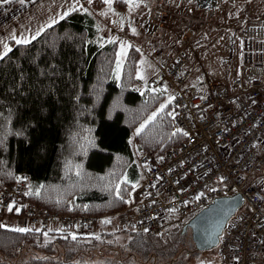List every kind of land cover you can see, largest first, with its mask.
<instances>
[{
  "label": "trees",
  "instance_id": "obj_1",
  "mask_svg": "<svg viewBox=\"0 0 264 264\" xmlns=\"http://www.w3.org/2000/svg\"><path fill=\"white\" fill-rule=\"evenodd\" d=\"M127 2L114 0L120 9ZM117 54V41L102 40L95 15L76 8L33 39L12 41L0 57V190L28 177L26 191L7 210L22 215L32 202L96 217L93 230L78 234L0 224V264H186L174 259L182 227L160 236L128 228L124 247L94 231L103 215L127 207L141 178L131 144L135 129L141 126L138 149L154 154L183 138L173 128V103L171 112L159 108L164 91L151 84L140 89L141 51L129 49L120 76Z\"/></svg>",
  "mask_w": 264,
  "mask_h": 264
},
{
  "label": "built area",
  "instance_id": "obj_2",
  "mask_svg": "<svg viewBox=\"0 0 264 264\" xmlns=\"http://www.w3.org/2000/svg\"><path fill=\"white\" fill-rule=\"evenodd\" d=\"M190 1L188 10L154 4L148 16L162 39L169 36L173 21L179 24L175 47L154 48L161 77L152 86L171 92L173 128L183 138L161 154L138 150L144 176L118 217L124 228L160 236L183 227L217 196L240 192L244 205L220 236V261L264 264V13L237 26L245 58L233 88L217 81L187 83L193 44L216 24L218 6V0ZM220 183L226 184L221 192ZM27 186L25 174L5 185L0 210L12 208ZM21 209L33 228L54 222L81 233L95 228L94 215L56 213L32 202Z\"/></svg>",
  "mask_w": 264,
  "mask_h": 264
},
{
  "label": "rangeland",
  "instance_id": "obj_3",
  "mask_svg": "<svg viewBox=\"0 0 264 264\" xmlns=\"http://www.w3.org/2000/svg\"><path fill=\"white\" fill-rule=\"evenodd\" d=\"M155 1L162 2L163 0H128L129 7L126 11H120V12L118 10L113 11L109 5L105 6L102 10L99 11L98 28H99V35L102 37V40L104 41L107 38H111V39H116L118 42V54H117V61L115 66V71L117 76H120L125 58L128 54L129 49L132 47L130 43L131 39H133L134 36L138 37L139 31H144V29L142 28L144 22L147 24L149 28H152L151 24L148 21L149 10H150L149 6L151 3ZM220 8L221 6L218 5L217 10H219ZM229 22L231 21H228L227 18H225L224 21L220 23L222 25L216 23L215 25L212 26L215 28L212 34L205 36L202 39V42H200L201 38L205 34L203 33L202 37H200L198 40L194 42L193 52L191 53L193 58L192 70L197 78L200 79H205L207 77L214 78V80H216L217 82L224 83L226 79L232 80L237 75L238 72L237 70L239 69V66L242 61V48L244 54V40L242 39V36L239 33L238 28L236 27L235 30L232 29L234 28V26L231 27ZM177 30L173 31L174 36L178 32ZM118 31L127 33V37L123 36L122 33H119ZM222 33L224 34L222 35ZM238 34L240 35V37ZM159 44L162 43L151 45L149 46L148 49L145 50H141L138 48L141 51V56L138 61L137 74L142 79L140 89H142L143 91L147 89V86L149 84L151 85L156 84V82L161 77L160 68L158 67V64L156 63L154 58V48ZM196 44L198 45L196 46ZM144 53L150 59L146 58V56H144ZM146 61H148L149 65L147 64ZM243 64H244V59L241 69L243 67ZM156 70L158 71L157 77L153 76V78H148V76L153 75L156 72ZM190 73H191V63H190ZM188 79L186 80V82L188 81ZM155 88L164 91L163 93L164 98L159 108L163 105V107L166 106V108L171 112L172 109L171 92L167 89H162L158 87ZM152 115H154V113ZM140 127L141 126L135 129V131L131 135V144L133 148L136 150V153H138L137 152L138 147L136 145L135 136L136 133L139 131ZM137 184L138 183L134 184L130 193H132L134 188H136ZM123 209L117 210L116 212L112 213V215L109 214L103 215L101 217V222H98L101 224H97L96 230H94L97 233L102 231L105 232L106 234H109V236H106V239L107 241H112V242L114 241L113 242L115 243L113 245L114 247L117 245L118 247H124L129 242L131 237L130 236L131 231L128 230V228L126 229L122 226V223L120 222L118 217V214ZM11 218L18 219V222L20 220L24 221L21 216H18L17 213H15V211H10V210L4 212L0 211V224L13 228H25L22 224L18 223L17 221H9V219ZM110 222L113 223L110 224ZM54 224L55 226L59 225L56 222H54ZM27 227H31V226L28 224L26 228ZM57 227L61 230L66 229L71 233L73 232V234H78L75 228H70V229L63 228L60 227V225ZM184 234L185 235L182 238V242L178 245L177 253L174 256V259H176V261H181L186 264H221L220 255L217 247L209 250H196L194 248V242L192 240L190 229ZM102 248L104 247L102 246Z\"/></svg>",
  "mask_w": 264,
  "mask_h": 264
},
{
  "label": "crops",
  "instance_id": "obj_4",
  "mask_svg": "<svg viewBox=\"0 0 264 264\" xmlns=\"http://www.w3.org/2000/svg\"><path fill=\"white\" fill-rule=\"evenodd\" d=\"M154 4H160L162 6H165L166 8L180 9V10H188L189 8L192 7L190 0H163L162 2L155 1L151 3L149 9ZM107 5H109L113 11L118 10L119 12L126 11L129 7V4L127 2L126 7L124 9H120L114 4V0H104V4L100 7H97L94 4V0H0V57L11 49L12 41L21 43L33 39L44 28L58 21L68 12L76 8H84L92 12L96 17L98 24V13ZM218 5L221 6V8L217 10L214 21L217 24H220L224 21L225 18H227L228 21H231L229 22L231 27L234 26V28H232L234 30L247 18L264 13V0H218ZM142 28L144 29V31H139L138 37L134 36L133 39H131L130 42L131 46H136L141 50H145L148 49L149 46L157 43L166 44L171 48L175 47L177 44V42L175 41L176 39L174 38L173 35V31L179 28V24L178 23L176 24L175 21L172 22V30H170L169 36L166 39H162L159 33L155 32L153 28H149L145 22L143 23ZM214 29L215 28L212 26L207 28L200 42H202V39L205 36L212 34L214 32ZM118 32L122 33L123 36L127 37V33L122 31H118ZM223 34L224 33H222V35ZM110 40L117 41L116 39H111V38H107L104 41H110ZM197 45L198 44H196V46ZM144 56H146L145 53ZM146 58L149 57L146 56ZM243 59H244V54L242 48V61L239 66V69L237 70L238 71L237 75L232 80L226 79L224 83L221 82L220 84H225L231 88L234 87L233 81L236 77H238L241 74L242 71L241 66L243 63ZM146 62L149 65L148 61ZM192 62H193V58L192 61L190 62L191 75L187 83L201 82L203 84H208L210 81H216L214 80V78H208V77L205 79L197 78L192 70ZM157 72L158 71L156 70V72L153 75H149L148 78H153V76L157 77L158 74ZM135 157L137 161L136 150H135ZM140 169H141V178L136 183H139L144 176L143 169L141 167ZM10 211H15V210L11 209ZM15 213H17V211H15ZM17 215L21 216L24 221L20 220L18 222V219H12V218H11L12 220L9 219V221H17L18 223L22 224L24 227L28 226L24 217L20 213H17ZM111 223L113 222H110V224ZM53 227H56L54 223L50 225V228Z\"/></svg>",
  "mask_w": 264,
  "mask_h": 264
},
{
  "label": "water",
  "instance_id": "obj_5",
  "mask_svg": "<svg viewBox=\"0 0 264 264\" xmlns=\"http://www.w3.org/2000/svg\"><path fill=\"white\" fill-rule=\"evenodd\" d=\"M243 205L244 197L240 192L217 196L183 225L182 233L190 229L196 250L213 249L218 246L229 220Z\"/></svg>",
  "mask_w": 264,
  "mask_h": 264
}]
</instances>
